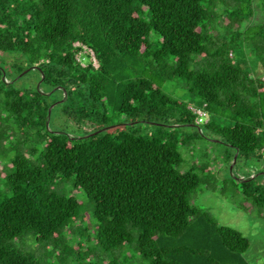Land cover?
Segmentation results:
<instances>
[{
	"label": "trees",
	"instance_id": "trees-1",
	"mask_svg": "<svg viewBox=\"0 0 264 264\" xmlns=\"http://www.w3.org/2000/svg\"><path fill=\"white\" fill-rule=\"evenodd\" d=\"M229 1L0 0V140L14 151L11 194L0 195V264H39L9 242L29 230L61 253L71 246L77 260L90 259L89 249L80 251L88 227L70 232L81 202L58 190L70 180L94 201L96 242L106 251L136 240L146 264H250L249 238L191 202L200 176L181 168L182 141L165 130L192 125L206 134L204 125L239 151L237 162H262L242 174L256 176L236 180L264 209V23H244L253 0ZM258 4L264 10V0ZM76 42L92 49L98 66L78 60ZM34 65L20 78L33 74L32 84L13 81ZM149 65L185 79L209 120L197 123L187 101L147 74ZM65 92L52 112L70 130H51L48 109ZM142 123L160 130L141 132ZM72 233L79 240L69 241Z\"/></svg>",
	"mask_w": 264,
	"mask_h": 264
},
{
	"label": "rangeland",
	"instance_id": "rangeland-1",
	"mask_svg": "<svg viewBox=\"0 0 264 264\" xmlns=\"http://www.w3.org/2000/svg\"><path fill=\"white\" fill-rule=\"evenodd\" d=\"M229 2L235 4V0H230ZM258 2L259 0H253L254 14L244 22L247 26L255 25L257 27L264 23V10L262 6L260 8L259 4L257 5ZM218 5L221 7L219 1ZM81 54L80 58L84 65L89 63L90 60L95 65H98V61L94 60L95 56L90 49L83 50ZM235 56L239 60L245 59L242 50H237ZM251 56L253 55L251 54ZM249 58L251 57L249 56ZM147 74L156 79L161 78L163 88L171 95L187 101L190 107L202 108L204 106L203 99L190 91L189 83L185 79L173 75L170 70L158 71L149 65ZM34 78L32 74L22 80L19 78V80L20 83L32 84ZM121 123H124V121ZM201 127L200 129L205 130L206 134L201 133L197 126L192 125L165 129L167 133L175 134L182 141L180 151L184 156V162L181 168L184 170L195 167V171L200 176V184L191 193V202L207 211L219 224L232 226L247 236L250 240V247L244 253V257L250 264H264V209L254 204L245 196L236 180L238 176L244 177L242 174H245L248 170L258 172L262 167V162L260 163L255 158H250L249 160L243 158L239 159L238 162L236 160L234 163V155L236 154L234 150L223 143L217 134L206 130L204 125H201ZM48 128L66 132L70 130L69 127L67 129L63 117L59 116L56 110H53L51 114ZM136 128L141 132L150 131L157 133L160 130L157 125L146 123L136 125ZM71 130L84 134L88 131V127L86 125H82L81 127L74 125L71 126ZM165 130L163 131L165 132ZM31 144L29 143L28 146H31ZM8 146L11 147L9 140L6 141V144L3 140H0L1 196H9L11 194L10 188L6 185V177L12 171L9 164L14 151H10ZM231 155L233 159L229 160L228 157ZM233 163V170H231ZM257 177L260 178L262 175L258 174ZM58 190L62 194L72 192L81 202L80 218L74 223L70 232H73V229H77L79 226V228L88 227L86 233L89 235V240H82L83 247L80 248V251L89 249L90 259L88 260L85 257L84 259L77 260L71 246H69L68 251L61 253V249H56L52 241L37 240L34 230H29L11 239L9 241L10 244L16 246L24 253L32 255L39 264H109L112 261L119 264L147 263L136 252V240L131 244L122 245L111 251L104 250L96 242L97 223L93 217L94 201L83 190L75 189L72 180L63 182L58 187ZM68 231L65 229V235ZM68 237L71 242L73 241L72 239L79 240L78 234L74 235L72 233ZM77 247L79 249V246L75 244V248Z\"/></svg>",
	"mask_w": 264,
	"mask_h": 264
},
{
	"label": "water",
	"instance_id": "water-1",
	"mask_svg": "<svg viewBox=\"0 0 264 264\" xmlns=\"http://www.w3.org/2000/svg\"><path fill=\"white\" fill-rule=\"evenodd\" d=\"M39 68V66L38 65H34V66H31V67H29L28 69H26L25 71H23L22 73H20L13 81H17L19 78H21L22 77V75L24 74V73H26V72H28L29 70H31V69H38ZM3 77L5 78L6 77V72H5V70H3ZM6 79V78H5ZM43 79H44V74L42 75V78L39 80V82H38V88H40V86H41V84H42V82H43ZM8 81V80H7ZM58 87H55L54 89H52V90H50V91H43L42 90V92L43 93H46V94H51L54 90H56ZM67 97V93L65 92V95H64V98H62V99H60V100H57V101H55L54 103H52L51 105H50V107H49V109H48V117H47V121H46V125H47V127H49V124H50V117H51V112H52V109H53V107L54 106H56L57 104H59V103H61V102H63L64 100H65V98ZM106 128V127H105ZM104 128V129H105ZM104 129H100V130H98V131H96V132H99V131H102V130H104ZM96 132H92V133H89V134H87V135H84V136H89V135H92V134H95ZM238 150H237V152H236V154L234 155V163H235V161L237 160V157H238ZM234 163L232 164V166H231V170H233V165H234ZM257 174L256 173H254V174H251V175H249V176H242V177H240V176H238V179L239 180H244V179H246V180H248V179H250V178H252V177H254V176H256Z\"/></svg>",
	"mask_w": 264,
	"mask_h": 264
},
{
	"label": "built area",
	"instance_id": "built-area-1",
	"mask_svg": "<svg viewBox=\"0 0 264 264\" xmlns=\"http://www.w3.org/2000/svg\"><path fill=\"white\" fill-rule=\"evenodd\" d=\"M76 45L77 46L82 45L83 50L90 49L86 45L81 44L80 42H76ZM83 50L79 54H77L78 60H81L80 57L82 56L81 53H83ZM90 50L92 51V49H90ZM92 53L94 54L93 51H92ZM233 54H234L233 52L230 53L231 56H233ZM94 60H97L96 57H94ZM96 66H98V65H96ZM262 79H264V75H262ZM190 108L197 114V119H196L197 123L203 124L209 120V113L205 110V105L202 108H196V107H190Z\"/></svg>",
	"mask_w": 264,
	"mask_h": 264
}]
</instances>
